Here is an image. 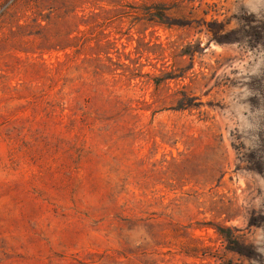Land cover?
<instances>
[{
	"label": "rangeland",
	"instance_id": "obj_1",
	"mask_svg": "<svg viewBox=\"0 0 264 264\" xmlns=\"http://www.w3.org/2000/svg\"><path fill=\"white\" fill-rule=\"evenodd\" d=\"M0 264H264V0H0Z\"/></svg>",
	"mask_w": 264,
	"mask_h": 264
},
{
	"label": "trees",
	"instance_id": "obj_2",
	"mask_svg": "<svg viewBox=\"0 0 264 264\" xmlns=\"http://www.w3.org/2000/svg\"><path fill=\"white\" fill-rule=\"evenodd\" d=\"M220 233H221V232H220ZM222 236L225 237V234H223V232H222Z\"/></svg>",
	"mask_w": 264,
	"mask_h": 264
}]
</instances>
